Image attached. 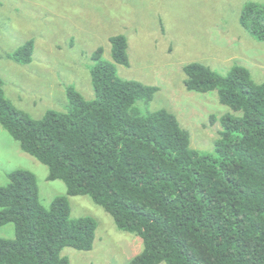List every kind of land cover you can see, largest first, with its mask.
Here are the masks:
<instances>
[{
  "label": "trees",
  "instance_id": "1",
  "mask_svg": "<svg viewBox=\"0 0 264 264\" xmlns=\"http://www.w3.org/2000/svg\"><path fill=\"white\" fill-rule=\"evenodd\" d=\"M239 23L264 42V4L249 2ZM91 56L95 98L67 87L65 112L48 110L33 119L5 97L0 79V125L20 149L48 168V181H62L65 196L48 208L34 173L16 169L0 186V264H69L66 248L93 249L97 223L71 218L69 197L88 196L116 228L141 238L143 250L128 264H264V83L234 66L220 75L200 63L183 66L188 92H216L232 110L219 122L213 153L190 147V136L167 110L143 114L158 87L121 79L115 64L129 66L123 35ZM34 42L10 56L32 62ZM239 114V115H238Z\"/></svg>",
  "mask_w": 264,
  "mask_h": 264
},
{
  "label": "rangeland",
  "instance_id": "2",
  "mask_svg": "<svg viewBox=\"0 0 264 264\" xmlns=\"http://www.w3.org/2000/svg\"><path fill=\"white\" fill-rule=\"evenodd\" d=\"M249 2L264 4V0H0V79L5 97L33 119L48 110L67 111V87L93 100L91 56L102 48L103 59L112 62L109 39L123 35L129 66L115 64L118 76L159 89L150 103L136 104L139 111L167 110L188 132L192 149L213 153L219 120L233 112L220 104L216 92H188L183 66L200 63L220 75L242 66L254 83H264V42L239 23ZM30 40L34 42L30 64L10 58ZM16 169L35 174L46 208L67 193L62 181L47 180L48 168L24 153L0 125V186ZM68 200L71 218L91 217L97 223L91 251L63 250L69 264H128L142 252L141 238L119 231L88 196ZM13 237L12 224L0 228V238Z\"/></svg>",
  "mask_w": 264,
  "mask_h": 264
}]
</instances>
